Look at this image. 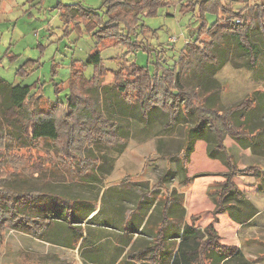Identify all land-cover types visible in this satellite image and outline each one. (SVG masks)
<instances>
[{"label": "trees", "instance_id": "1", "mask_svg": "<svg viewBox=\"0 0 264 264\" xmlns=\"http://www.w3.org/2000/svg\"><path fill=\"white\" fill-rule=\"evenodd\" d=\"M250 3L254 6H248ZM234 4L241 7L235 9ZM168 6L164 0H105V10L99 13L81 3L59 4L56 9L65 32L83 27L95 43L86 62L73 67L62 103H52L40 89L34 91V86H13L0 78V148L4 149L0 152V245L7 228H12L53 246L73 250L79 246L87 260L93 251L87 244L95 247L105 234L106 239L114 235L122 246L108 264H252L239 249L222 243L215 224L219 215L229 213L237 224L245 226L248 222L244 217L252 221L258 213L236 184L240 171L226 140L264 154V94L257 91L239 105L223 109L219 104L223 87L216 76L228 64L231 47L246 58L248 69H257L263 55L259 43L264 46V0L181 3L183 13H193L201 22L199 36L210 40L206 47H199V43L185 47L171 69L159 61L151 69L130 64L127 58H115L112 61L118 70L108 71L103 58L106 43L123 46L129 53L140 49L151 52L137 40L140 34L151 32L141 24L142 19ZM207 15L215 16L212 25ZM255 31L259 35L253 36ZM89 68L91 76L86 75ZM105 72L114 78L107 86L103 84L108 75ZM159 119L166 131L186 124L183 146L169 155V162L178 163L183 174L181 178L177 170L166 169L158 184L166 195L150 199L146 210L138 191L133 210H139L141 218L132 235L123 230L118 236L101 233L98 225L91 230L88 225L102 212L92 218L98 206L83 203L77 210L75 205L86 200L44 190V186L54 184L65 188L99 184L95 194L99 199L113 194L116 202L126 207V193L105 188L103 180L112 174L116 157L125 152L135 122L142 123V130L150 135ZM198 142L206 143L207 156L221 161L228 170L214 192L213 222L204 230L193 220L187 222L183 197L170 193L166 186L177 179L183 184L189 180L188 163ZM15 148L18 152L52 148L54 152L50 157H27V161L18 157L14 164ZM53 157L63 163L62 168ZM155 201L158 204L148 215ZM158 206L160 219H154ZM94 236L96 240H92Z\"/></svg>", "mask_w": 264, "mask_h": 264}, {"label": "rangeland", "instance_id": "2", "mask_svg": "<svg viewBox=\"0 0 264 264\" xmlns=\"http://www.w3.org/2000/svg\"><path fill=\"white\" fill-rule=\"evenodd\" d=\"M104 1L0 0V78L13 86H34V91L40 89L52 103L64 102L73 67L80 62H86L95 43L93 37L83 27L80 31L69 29L67 34L56 7L59 4L70 6L81 3L102 13L105 10ZM164 1L169 2L170 6L159 9L157 15L153 17L142 19L141 24L149 27L151 32H145L137 37V40L148 46L151 52L140 49L135 53H129L123 46L113 47V42L106 43L103 58L108 71L118 70V64L112 61L115 58H127L130 64L136 62L138 66H147L151 69L159 61L171 69L185 47L196 43L203 48L208 45L209 38L199 36L201 22L197 15L183 13L180 6L181 3L197 0ZM233 6L235 9L241 7L238 4ZM248 6L252 7L254 3ZM246 13L248 17L251 16L250 10ZM206 20L212 25L216 18L207 15ZM235 22L238 24L240 20L237 19ZM255 35L259 33L255 31L253 36ZM259 47L262 48L263 55L256 70L248 69L245 66L246 58L236 52L235 48H230L229 62L216 76L219 85L223 87L219 100L221 108L237 106L257 91L264 94V46L259 43ZM105 73L108 75L103 77V84L107 86L114 78L108 72ZM86 75H92L91 68ZM57 88L60 89L58 94ZM185 125L181 124L166 131L159 119L152 134L149 135L142 130L145 127L142 123L135 122L134 132L129 136L125 152L116 157L112 174L103 180L105 188L115 187L126 193L128 201L126 207L117 203L113 194L104 200L101 197L99 199V196L95 195L99 184L88 188L79 184L77 186L80 188L70 186L65 188L54 184L44 186V190L86 200L75 205L77 210L83 203L98 206V211L92 218L100 210L102 212L91 225H88L91 230L94 229L93 225H98L101 233L112 232L118 236L127 231L132 235L141 218L140 211L133 210L136 206L135 196L141 194L152 198L165 197L164 188L158 187L159 179L166 169L178 171L179 164L169 162V155L176 154L183 146ZM226 146L240 171L235 179L236 184L258 213L252 221L248 220L249 217H244V222H248L245 226L237 224L229 213L219 215L215 228L224 245L239 249L244 258L252 264H264V154L244 149L231 139L226 140ZM1 151L4 149L0 148ZM19 151L17 148L12 151L14 164L18 162V157L26 160L27 157L36 159L39 156L50 157L49 153L53 156L54 149ZM53 159L60 166L63 165L60 160L54 157ZM12 167V163L8 165L10 171ZM227 172L221 161L211 160L207 156V144L198 142L188 163L189 180L186 184L180 181L182 179L166 184L170 193L174 191L183 197L187 222L191 223L193 220L201 230L213 222L214 192L219 183L224 182V175ZM257 172L259 174H256ZM177 173L182 178L183 173L180 169ZM167 181L169 179L165 180ZM175 197L174 195L173 198ZM160 209L161 206H158V211L153 214L154 219H160ZM85 225L87 226V223L83 226ZM115 228L118 230H113ZM113 236L107 235L106 239L104 234L98 239L100 243L97 241L95 247V244L88 243L87 249L93 247V251L87 254L85 260L81 256L79 246L75 250L65 249L41 242L19 230L7 228L0 245V264H108L118 255V248L122 247L112 238ZM143 238L147 239L148 235H143ZM92 240H96L95 236Z\"/></svg>", "mask_w": 264, "mask_h": 264}, {"label": "crops", "instance_id": "3", "mask_svg": "<svg viewBox=\"0 0 264 264\" xmlns=\"http://www.w3.org/2000/svg\"><path fill=\"white\" fill-rule=\"evenodd\" d=\"M109 188V187H108ZM145 200V205L143 206V208H144V210H146V208H147V206H148V204L150 203L149 202V200L150 199H152V197L151 196H142V200ZM156 199H159V198H156ZM151 201V200H150ZM158 204V202L157 201H155L153 204H152V206H151V210H150V212H149V214L148 215H150V214H152V212L154 211V209H155V207H156V205ZM137 206V205H136ZM136 208V207H135Z\"/></svg>", "mask_w": 264, "mask_h": 264}]
</instances>
